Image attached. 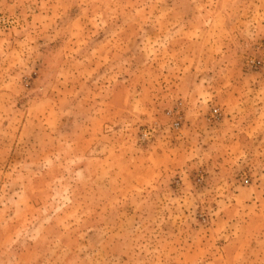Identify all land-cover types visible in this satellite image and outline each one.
I'll use <instances>...</instances> for the list:
<instances>
[{
    "label": "rangeland",
    "instance_id": "rangeland-1",
    "mask_svg": "<svg viewBox=\"0 0 264 264\" xmlns=\"http://www.w3.org/2000/svg\"><path fill=\"white\" fill-rule=\"evenodd\" d=\"M0 264H264V0H0Z\"/></svg>",
    "mask_w": 264,
    "mask_h": 264
},
{
    "label": "built area",
    "instance_id": "built-area-1",
    "mask_svg": "<svg viewBox=\"0 0 264 264\" xmlns=\"http://www.w3.org/2000/svg\"><path fill=\"white\" fill-rule=\"evenodd\" d=\"M211 115H212V117H217V116H218V110H217V109H214V110L212 111V114H211ZM245 183L248 184L249 181L246 179Z\"/></svg>",
    "mask_w": 264,
    "mask_h": 264
}]
</instances>
